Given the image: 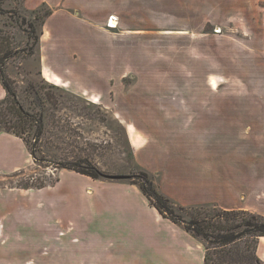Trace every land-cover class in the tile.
Listing matches in <instances>:
<instances>
[{
	"label": "crops",
	"instance_id": "1",
	"mask_svg": "<svg viewBox=\"0 0 264 264\" xmlns=\"http://www.w3.org/2000/svg\"><path fill=\"white\" fill-rule=\"evenodd\" d=\"M197 2H203L204 24L212 22V11L218 10L217 25L233 21L245 34L237 37L241 49L236 55L225 57L230 70L226 66L221 71L219 82H203L202 94L189 83L184 98L171 93L167 99L125 85L124 78L133 74L125 43L132 36L148 34L149 27L191 23ZM24 5L28 10L51 9L36 46L42 77L93 105L124 106L129 110L124 114L127 122L232 120L227 108L228 91L233 89L228 73L241 80L234 89L257 92L252 105L259 106L258 115L264 114L260 109L264 108V0H25ZM110 16L116 24L109 27ZM140 73L135 72L139 77ZM212 93L224 107L220 114L212 111ZM5 94L0 82V99ZM235 97L238 115L244 101ZM131 129L126 135L135 159L174 201L264 217V133H132ZM29 159L19 137L0 131V173L16 171ZM114 189L113 204L107 206L108 227L102 233L108 236V252L102 243L93 246L98 253L87 247L86 264H203L200 240L163 217L134 189L135 195ZM85 247L64 242L63 255L76 256L78 264ZM256 254L264 261V236L257 238Z\"/></svg>",
	"mask_w": 264,
	"mask_h": 264
},
{
	"label": "rangeland",
	"instance_id": "2",
	"mask_svg": "<svg viewBox=\"0 0 264 264\" xmlns=\"http://www.w3.org/2000/svg\"><path fill=\"white\" fill-rule=\"evenodd\" d=\"M13 1L20 0H0V31L6 37V48L11 49V56L5 61V73L12 80L24 107L41 117L42 127L41 134L34 139L38 125L34 121L30 132L24 133L27 143L20 138L29 152L30 159L26 165L10 173H0V264H76V256L63 255L64 242L81 246L86 244L83 254L89 252L87 247L96 252L98 249L93 246L97 243L105 245L104 251L108 252V236L102 233L103 228L108 227L107 206L113 204L112 195L116 194L114 188L123 189L122 193L127 195L137 193L152 206L138 186L141 180L137 175L145 169L131 151L126 135L131 133L130 128L132 133H264V114L258 115L259 106L252 105L257 92L252 89H234L241 80H236V75L231 73H228V81L232 83L229 88L233 89L228 91L227 108L228 118L232 120L227 121L127 122L124 114H129V110L125 111L122 105H93L85 102L82 96L50 86L53 83L40 74L37 48L33 47L32 52L28 49V42H33L27 30L24 31L32 23L34 32H40L41 21L36 18L39 12L25 11ZM13 8L15 17H24L21 26L7 11ZM193 10L195 20L191 23L149 27L148 34L132 36L125 43V56L131 61L133 69V74L124 78L125 85L133 84L149 94H163L167 99L171 93L172 97L179 95L184 98L189 83H195V92L202 94L200 87L203 82H219L221 71L226 70V66L230 70L225 57L236 55V51L241 49L237 46V37L242 38L245 34L233 21L217 25L218 10L212 11V22L204 24L203 2H197ZM205 67L207 73H203ZM136 71H142L140 77L135 74ZM213 93L212 111L220 114L224 107L219 105L220 100ZM235 95L243 98V115L240 110L236 114ZM238 108L241 106L238 105ZM31 148L36 158L32 156ZM76 160H80L81 166L87 169L93 167L105 176L93 178L60 166L63 161ZM107 175H126L127 178L112 179ZM149 175L154 186L159 189L157 177L151 173ZM125 184L127 186H123ZM94 199L105 206L101 208ZM172 201L174 215L183 221H187L190 215L198 218L212 216L222 209L213 204L183 205ZM98 206L100 209L97 210ZM230 217L228 223L234 226L232 231L237 233L242 227L236 225L243 217L249 218V215ZM175 224L183 227L182 224ZM195 238L202 242L204 255L207 250L213 257L216 251L222 249L201 237ZM247 244L244 237L231 243L240 249H244ZM78 257V264L90 261L89 255ZM235 257L236 252L233 250L231 259L235 260Z\"/></svg>",
	"mask_w": 264,
	"mask_h": 264
},
{
	"label": "trees",
	"instance_id": "3",
	"mask_svg": "<svg viewBox=\"0 0 264 264\" xmlns=\"http://www.w3.org/2000/svg\"><path fill=\"white\" fill-rule=\"evenodd\" d=\"M24 2L25 0H20L19 2L13 1L16 6L20 5L21 9L24 8L25 11H30L33 13L39 12V14L36 15V18L41 21L42 25L45 18L51 13V9L46 6H42L35 10H28L27 8H25ZM7 11L10 13V16L12 18H15V22L19 26L24 24L23 16L22 19L14 16V8ZM26 30L28 32L29 39L33 42L31 43L29 41L27 44L28 49L30 48L32 52L33 47L37 46L39 42L41 30L38 34H36L34 32L32 23L28 24V29L24 28L25 32ZM5 38L6 37L2 34L1 30L0 82L5 89L6 94L2 99H0V131L9 132L19 138H22L27 143V139L24 137V133L26 131L30 132L32 122L35 121L36 123H38L35 128L34 139L38 138V136L41 134V117L24 107L17 96V92L14 89L12 80L5 73V61L11 56V49H8V47L6 48ZM50 86L61 88L60 86H57L55 84H50ZM33 150L34 149L31 148L30 152L32 156L36 158ZM80 164V160L63 161V165L60 166L69 170L89 175L93 178L105 176L104 173L93 167L91 169H87L84 167V165L81 166ZM137 176H139L141 180L138 183V186L140 187L142 193L148 198L151 205L154 206L160 214L170 218L175 223L182 224L183 228L189 231L193 236L201 237L204 241H207V243L215 244L213 246L222 248L221 250L216 251L215 256L213 257L206 250L203 264H264V261L261 260L256 254L257 238L259 236H264L263 216L244 210L221 209V213L219 212L212 216L204 215L203 217L198 218L196 216L190 215L187 221H183L174 215V205L172 199L154 186L153 181L150 179V175L147 171L141 170L139 172V175ZM179 208L182 209L183 206H179ZM238 214H248L249 218L243 217L240 220V223L237 224L236 227L241 226L242 229L235 233L234 231H232L234 229V226L228 222H230V216ZM243 237L246 239V243H249L246 247H244V249H240L236 245H231V243H234ZM247 238H251V240H247ZM223 247L226 249H224ZM205 248L209 249V246H206ZM233 250L236 252V257L234 258L235 260L231 259Z\"/></svg>",
	"mask_w": 264,
	"mask_h": 264
},
{
	"label": "water",
	"instance_id": "4",
	"mask_svg": "<svg viewBox=\"0 0 264 264\" xmlns=\"http://www.w3.org/2000/svg\"><path fill=\"white\" fill-rule=\"evenodd\" d=\"M107 177L112 178V179H123V178H127L126 175H107Z\"/></svg>",
	"mask_w": 264,
	"mask_h": 264
},
{
	"label": "built area",
	"instance_id": "5",
	"mask_svg": "<svg viewBox=\"0 0 264 264\" xmlns=\"http://www.w3.org/2000/svg\"><path fill=\"white\" fill-rule=\"evenodd\" d=\"M112 19L114 20V18H113L112 16H110V17H109V21H108V25H109V26L112 25V23H110Z\"/></svg>",
	"mask_w": 264,
	"mask_h": 264
},
{
	"label": "bare ground",
	"instance_id": "6",
	"mask_svg": "<svg viewBox=\"0 0 264 264\" xmlns=\"http://www.w3.org/2000/svg\"><path fill=\"white\" fill-rule=\"evenodd\" d=\"M111 23H112V25L114 26L115 24H116V21L115 20H111Z\"/></svg>",
	"mask_w": 264,
	"mask_h": 264
}]
</instances>
